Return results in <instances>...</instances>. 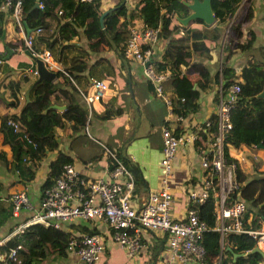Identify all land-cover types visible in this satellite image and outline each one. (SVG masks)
Segmentation results:
<instances>
[{
  "label": "trees",
  "instance_id": "1",
  "mask_svg": "<svg viewBox=\"0 0 264 264\" xmlns=\"http://www.w3.org/2000/svg\"><path fill=\"white\" fill-rule=\"evenodd\" d=\"M3 1L0 0V7ZM36 1L42 3L41 8L33 7ZM239 1L210 0L215 19L214 24L210 26L212 32H209L208 25L201 26V20L192 19L186 26H180L183 32L181 37H174L172 33L178 26L171 23L175 20L173 15H185L187 12L186 7L179 0H138L129 10L124 3H121V0H118L103 16V27L98 20L102 10L89 3L77 0H19L21 21H24L26 27L30 29L27 34L31 40L30 48L35 52L47 50L60 67L55 69L54 81L41 80L30 88V100L22 106L18 116H13L23 126L22 131L14 132L4 120L0 124L4 137L10 142L14 165L21 173L27 171V175L23 178L32 177V166L36 163L33 161L43 156L47 150L56 147V142L52 138L56 127L67 125L71 133H74L83 129L87 122V109L77 104L73 98L75 93L79 94L77 77L82 75L89 84L91 78L97 77L93 76L92 70L104 58L87 63V51L75 48L70 40L79 29L82 30L86 45L91 50H95L99 45H105L112 48L120 58H126L123 56V48L130 22L138 18L145 26L157 28V35L163 40L164 45L158 56L157 54L153 56L152 68L156 73L167 71L165 76L173 83L174 90V96L169 98L170 110L176 116H184L196 110L197 103L194 99L197 97V91L192 90L193 80L181 71L180 64H187L191 53L209 56L210 48L205 45L204 39L213 41L217 39L220 32L219 26L231 18ZM243 9L244 14L232 20L227 28L222 46L220 70L214 74V77L217 79L218 75L220 76L223 94L228 93L233 83L239 84V90L228 110L230 126L224 133L222 148L226 162L235 163V178L239 182L241 196L247 201V209L243 215L244 226L255 229L259 227L260 221H264V169L257 175L246 177L239 168L236 158L229 153V148L239 146L252 148L258 144L264 146V99L256 95L264 85V66L260 68L253 64L250 67H243L240 74L241 80L238 81L234 80V71L226 63L233 49L248 46L253 36L252 31H247L246 36L249 35V37L244 43L233 42L232 33L239 35L241 27L251 16L250 0L244 1ZM10 11L11 8H7L6 11L0 9V37L6 20L5 12ZM194 22L195 24L191 26ZM48 26H51V31L44 32L43 30L48 29ZM204 79L207 80L206 77ZM147 81L155 92L152 82L148 78ZM61 95L66 100L63 103L64 107L50 106L54 102L62 104L58 102ZM108 114H111V111L105 107V110L97 116L106 118ZM208 119L211 122L209 129L214 131L215 114L212 113ZM174 131L178 132L176 129ZM24 133L27 134L29 141L23 137ZM206 145L204 133L198 131V139L194 142L195 148L199 149ZM115 153L132 175V192L138 195L140 191L146 190V180L139 166L131 163L119 147L115 149ZM68 160V157L57 155L49 165V176L56 173L53 169H59L61 164ZM252 167L255 171L257 170L255 162ZM50 182L48 178L42 184V189ZM212 208L213 200L210 195L197 206L199 217L207 224V229L201 235L200 241L204 253L199 264H261L260 253L249 251L255 246L256 240L246 232H229L226 235L223 246L227 245L231 251L221 246L218 232L212 229L214 225ZM68 226H75L89 233L96 231L81 223L78 225L69 223ZM67 229L64 225L54 228L38 222L30 223L20 233L11 236L2 246H5V250L8 247L18 246L15 252L18 251L23 264H34L36 259L46 255L62 257L68 251L67 239L74 234L72 228ZM232 252L236 255L232 256ZM9 261L10 259H5L6 263ZM92 263L94 262H83V264Z\"/></svg>",
  "mask_w": 264,
  "mask_h": 264
},
{
  "label": "crops",
  "instance_id": "2",
  "mask_svg": "<svg viewBox=\"0 0 264 264\" xmlns=\"http://www.w3.org/2000/svg\"><path fill=\"white\" fill-rule=\"evenodd\" d=\"M244 1L240 0L231 18L219 26V36L215 41L212 39H204L205 45L210 48L209 56L206 57L201 54L191 53L187 64H180L181 71L193 80L192 90L197 91V97L194 99L197 103L196 110L182 116L181 120L178 119L179 115H174L170 110L169 98L174 96V90L172 88L173 83L167 79V76L162 80L163 96H158L152 90V86L149 85L142 65L139 62L127 58H120L112 48L105 45H99L95 50H91L86 45V40L81 29L78 30L77 34L73 35L70 40L74 43L75 48L85 49L87 51V63H92L98 58H104L92 70V73L93 76L105 79L108 82V88L101 98L93 100L90 103H86L80 94H74L73 98L76 100V103L87 109V122L85 127L74 133H71L67 125L64 127H56L52 136L56 142V147L47 150L43 156L33 161L36 163L32 166L33 174L30 178L24 179L23 176L27 175V171L21 173L14 165L10 142L6 140L4 137L5 134L0 127L1 264L10 248L8 247L5 250V246L2 245L11 236L20 233L26 226L21 225L31 218L32 214H35L38 209L39 199L42 193V184L48 178L51 180L54 175L59 173L60 168L53 169L56 173L49 176V165L59 154L68 157V162L81 175L92 179L101 177L108 180H111V178L106 172L107 160L102 152L101 144L108 146L112 150L119 147L131 163L139 166L144 177L145 174L142 171L146 169V166L152 164V155L154 159L153 163L159 168L156 174L157 179L154 185H150L147 178L143 177L146 180V190L140 191L138 196L139 198H143L147 191L159 187V174H161V168L158 163L161 157V135L159 128L162 125H166L177 131L194 128L214 113L221 90V78L218 75V78L215 79L214 74L220 70L222 46L227 28L232 20L244 14ZM116 2V0H107L103 7H113ZM124 4L129 10L135 5V0H124ZM0 9L6 11V8ZM250 10L251 16L241 27V33L239 35L235 32L232 33V38L233 42L240 41L244 43L249 37V35L246 36V32L252 31V39L248 46L234 48L232 54L226 60V63L234 71V80L238 81L241 80L240 74L243 67H250L253 64L260 68L264 66V0H250ZM5 17L3 33L0 37V124L4 120L7 125L11 126L14 132H20L23 126L14 117L19 115L22 106L28 102L25 101L24 91L36 76L34 73V61L26 53L25 50L27 47L23 44V36H27L28 33L22 24V27L19 28L14 23L8 12H5ZM135 21L138 22V18ZM214 21L212 24H214ZM176 22L178 23L177 20L171 21L175 26ZM193 24L195 22L191 26ZM200 24L203 26L202 22ZM212 24L208 25L209 32H212L210 27ZM43 31L50 32L51 26H48V29H44ZM172 35L174 37H181L178 29ZM162 41L161 38L157 39L153 47V56H156V54L158 56V53L162 50V46L164 45ZM50 58L53 60L51 56ZM53 62L56 66L58 65L55 60ZM51 69L55 70L56 68ZM204 77H206V81ZM54 80L55 78L51 81ZM77 84L79 87L78 92H86L90 89L87 80L82 75L77 77ZM30 88L28 89L29 100ZM58 102L62 104L54 102L50 106L64 105L63 103L66 100L61 95ZM105 107L111 111V114H108L106 118H99L97 114L102 113ZM23 137L29 141L27 134L24 133ZM255 148L258 150L252 151L251 148L245 146L229 148L230 155L236 158L239 168L246 174V177L257 175L260 170L264 169V157L258 159V153L264 151V148L258 145ZM197 160L194 146L190 142L181 146L173 157L172 174L169 177L168 187L173 193L171 210L173 215L177 217L183 216L186 206L183 184L189 179L200 180L201 178V169L198 167ZM253 162L257 164L256 171L252 167ZM21 189L25 190L29 205L20 207L14 213L11 209L12 204L9 197L12 193ZM78 223L84 224L87 228H94L96 230L95 232L100 233H103L106 228V224L101 221L80 222L74 220L70 222L73 225H78ZM68 224L64 225V227L68 229L72 228L73 231L87 232L86 230H79L75 226L69 227ZM261 225L260 221L259 226ZM143 237V246L133 259L127 256L126 258L122 247L106 239L103 256L101 255L102 257L100 256L92 264H101L100 262L104 259H110V263L113 264L114 257H120L119 264H161L162 260H166L168 264H193L180 263L175 259L168 261L170 258L169 253L160 240H157L155 236L149 233H144ZM255 244L260 250L264 248L263 240ZM222 247L225 250H229L227 249V245ZM9 259L11 263L8 264L23 263L18 255V251ZM263 262L264 255L261 256V264ZM34 264H83V262L76 254L67 251L66 255L62 257L46 255L41 259H36Z\"/></svg>",
  "mask_w": 264,
  "mask_h": 264
},
{
  "label": "built area",
  "instance_id": "3",
  "mask_svg": "<svg viewBox=\"0 0 264 264\" xmlns=\"http://www.w3.org/2000/svg\"><path fill=\"white\" fill-rule=\"evenodd\" d=\"M77 1L89 3L102 10L105 9L103 6L107 0ZM36 3L37 7H42L41 2ZM0 8H11L12 20L19 28L22 27L19 0H4ZM58 12L60 13V10ZM127 29L123 56L139 62L146 78L152 82L155 93L163 96L161 82L166 73H156L152 68L153 46L159 38L158 29L149 28L139 20L130 22ZM178 32L183 33L181 27H178ZM23 44L41 57L48 67L60 69L47 50L40 53L33 51L30 48L31 40L25 35ZM89 88L86 92L79 91L86 103L101 98L108 88V82L102 78H91ZM238 90L237 82L229 87L228 94H223L220 90L214 111V131L209 129L211 122L208 118L194 128L178 132L166 125L159 128V187L147 191L143 198L132 192V175L117 157L115 150L101 144L107 160L106 172L111 180L85 177L77 172L70 162L62 163L59 173L42 189L36 213L21 226L38 222L57 228L74 220L103 222L106 224L103 233L74 231L66 241L68 252L76 254L81 261L87 263L97 261L104 253L106 239L122 247L125 255L133 259L143 246L144 233H149L164 245L170 256L168 261L175 259L180 263L199 264L204 253L200 240L207 224L199 217L197 206L210 195L214 216L212 229L218 232L221 246L229 232H246L255 238L256 243L264 241V222L261 221L262 225L255 229L244 226L243 215L247 209V201L241 196L239 182L235 178V163L226 162L223 154L222 140L230 126L228 110ZM181 118L182 116H178L179 120ZM198 131H202L207 140L206 147L199 149L194 146ZM188 142L194 146L201 178L189 179L183 184L186 206L183 216L177 217L171 210L173 193L168 187L169 177L172 174V161L176 151ZM9 199L14 213L20 207L29 205L24 189L12 193ZM17 247L8 249L2 264L11 263H6L5 259L12 258ZM161 264L168 263L162 260Z\"/></svg>",
  "mask_w": 264,
  "mask_h": 264
},
{
  "label": "water",
  "instance_id": "4",
  "mask_svg": "<svg viewBox=\"0 0 264 264\" xmlns=\"http://www.w3.org/2000/svg\"><path fill=\"white\" fill-rule=\"evenodd\" d=\"M122 2V1H121ZM180 2L186 7L188 10L187 14L180 16L177 14H174L173 17L182 25L186 26L188 21L192 19H199L202 21L203 24L210 25L214 21V16L210 7V0H180ZM33 7H37V3L34 2ZM113 7L104 9L100 12L98 20L101 27H103V16L111 10ZM23 26L28 33V28L25 25V22L22 21ZM26 53L33 59L34 61V73H35V79L30 83L29 87L24 91L25 95V101H29L28 98V89L32 87L36 82L41 80H53L56 76L55 70L49 68L46 64V62L33 52H31L29 49L25 50ZM258 97H261L264 99V85L262 86L261 90L256 94ZM57 108H63L64 105L57 106ZM259 147L264 148L262 144H258ZM227 249L230 250V248L227 247ZM231 251V250H230ZM249 251H255L260 253L262 256L261 250L257 246H253ZM236 253L232 252V256H235ZM264 264V262L262 263Z\"/></svg>",
  "mask_w": 264,
  "mask_h": 264
},
{
  "label": "rangeland",
  "instance_id": "5",
  "mask_svg": "<svg viewBox=\"0 0 264 264\" xmlns=\"http://www.w3.org/2000/svg\"><path fill=\"white\" fill-rule=\"evenodd\" d=\"M175 19V18H174ZM175 21H176V19H175ZM176 25L178 26V27H180V25H178V23L176 22ZM175 26V25H174ZM178 27H177V29H178ZM174 30V29H173ZM251 150L252 151H257L258 149L257 148H255V147H252L251 148ZM259 154V157H258V159H260L261 157H264V151H262V152H259L258 153ZM151 165L150 166H146V169L145 170H143L142 172L145 174V177L147 178V181H148V183L150 184V185H154V183H155V180L157 179L156 178V174H157V171H158V167L156 166V164H154L153 162H154V159H153V156L151 155ZM242 168H244L243 166H242ZM142 174V173H141ZM142 176H143V174H142ZM144 177V176H143ZM144 177V178H145ZM262 252H263V255H264V248L261 250ZM102 256H103V254H102ZM101 256V257H102ZM115 256V255H114ZM96 262V261H95ZM101 264H105V263H107V264H111L110 263V259H104V260H102V262H100ZM120 263V257H117V258H115L114 257V261H113V264H119Z\"/></svg>",
  "mask_w": 264,
  "mask_h": 264
},
{
  "label": "clouds",
  "instance_id": "6",
  "mask_svg": "<svg viewBox=\"0 0 264 264\" xmlns=\"http://www.w3.org/2000/svg\"><path fill=\"white\" fill-rule=\"evenodd\" d=\"M117 3V2H116ZM121 3H124V0L121 2ZM108 8H110V7H108ZM105 9H107V8H105ZM102 10H104V9H102ZM9 14H10V12H9ZM179 23V22H178ZM180 24V23H179ZM180 26H182L181 24H180ZM54 70V69H53ZM264 222V221H263ZM30 224V223H29ZM256 246V245H255ZM124 253H125V251H124ZM125 257H126V255H125Z\"/></svg>",
  "mask_w": 264,
  "mask_h": 264
}]
</instances>
